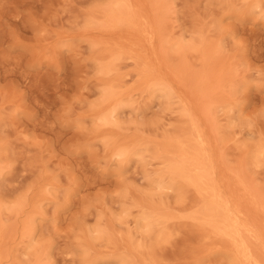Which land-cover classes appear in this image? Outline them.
Instances as JSON below:
<instances>
[{
    "label": "rangeland",
    "instance_id": "rangeland-1",
    "mask_svg": "<svg viewBox=\"0 0 264 264\" xmlns=\"http://www.w3.org/2000/svg\"><path fill=\"white\" fill-rule=\"evenodd\" d=\"M0 264H264V0H0Z\"/></svg>",
    "mask_w": 264,
    "mask_h": 264
},
{
    "label": "bare ground",
    "instance_id": "bare-ground-1",
    "mask_svg": "<svg viewBox=\"0 0 264 264\" xmlns=\"http://www.w3.org/2000/svg\"><path fill=\"white\" fill-rule=\"evenodd\" d=\"M222 233H223V235H225V236L233 239V242H234V245H235L236 250L242 251V252H245V250H247V247L244 244V242H239L238 241V238L240 237V234L238 232V227L232 226L229 229H227L226 231H222Z\"/></svg>",
    "mask_w": 264,
    "mask_h": 264
}]
</instances>
